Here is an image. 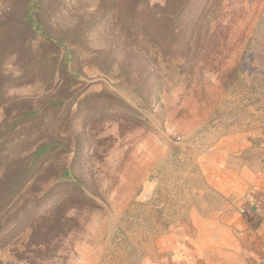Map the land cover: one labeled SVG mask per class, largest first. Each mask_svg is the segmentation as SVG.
Instances as JSON below:
<instances>
[{"label": "rangeland", "instance_id": "obj_1", "mask_svg": "<svg viewBox=\"0 0 264 264\" xmlns=\"http://www.w3.org/2000/svg\"><path fill=\"white\" fill-rule=\"evenodd\" d=\"M263 172L264 0H0V264H156Z\"/></svg>", "mask_w": 264, "mask_h": 264}, {"label": "crops", "instance_id": "obj_2", "mask_svg": "<svg viewBox=\"0 0 264 264\" xmlns=\"http://www.w3.org/2000/svg\"><path fill=\"white\" fill-rule=\"evenodd\" d=\"M202 225L164 241L156 264H264V172L233 213Z\"/></svg>", "mask_w": 264, "mask_h": 264}, {"label": "trees", "instance_id": "obj_3", "mask_svg": "<svg viewBox=\"0 0 264 264\" xmlns=\"http://www.w3.org/2000/svg\"><path fill=\"white\" fill-rule=\"evenodd\" d=\"M31 2H29L28 10L26 13V19L29 20V24L31 26L36 27V29H39V23L41 21V16L39 15V11L34 6L30 5Z\"/></svg>", "mask_w": 264, "mask_h": 264}]
</instances>
